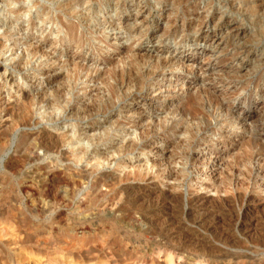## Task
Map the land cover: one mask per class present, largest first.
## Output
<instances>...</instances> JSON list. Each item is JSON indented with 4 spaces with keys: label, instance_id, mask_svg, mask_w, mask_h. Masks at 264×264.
<instances>
[{
    "label": "rangeland",
    "instance_id": "rangeland-1",
    "mask_svg": "<svg viewBox=\"0 0 264 264\" xmlns=\"http://www.w3.org/2000/svg\"><path fill=\"white\" fill-rule=\"evenodd\" d=\"M260 4L257 10L263 25L257 37L253 13L245 7H222L217 0H192L183 5L177 0H123L121 12L101 6L95 19L103 40L87 41L91 47H101L98 52L86 41L78 48L66 37L59 39L54 24L30 28L25 25L27 16L14 20L0 3V264H255L245 255L262 259L260 264H264V250L254 254L244 251L246 245H253L252 236L257 231L264 233V176L260 174L264 154L247 162L246 176L228 168L243 150L242 142H250L249 148L257 149L255 132L264 133V0ZM34 11L32 6L28 14ZM76 16L68 19L75 21ZM221 19L239 24L244 33L229 36L222 29L219 35L214 25ZM201 21L208 22L207 26H199ZM173 28L176 31L168 35ZM227 42L236 44L228 46ZM243 45L247 54L241 56ZM29 47L35 50L34 55L15 65ZM133 59L143 66H153L162 59L171 61L163 72L145 75L138 92L129 87L127 91H134L136 103L125 104V99L118 100L110 91V85L113 74ZM75 64L79 65L77 79L71 74ZM47 70L56 73L54 78ZM26 90L29 98L23 100ZM54 91L59 99L49 108L46 100L53 98ZM196 93L206 98L211 116L209 129L197 132L187 159L182 156L185 135L179 131L169 135L160 125L170 117L178 118L176 109L187 95ZM99 97L111 99L106 110L83 119L70 118L68 100L81 106ZM32 99L36 106L30 104ZM134 107L138 112H126ZM141 112L146 113L145 120L135 128L118 125V116L138 121ZM225 118L230 119L229 125L223 122ZM182 119L193 128L203 125L187 114ZM105 122L111 129L102 138L104 127L90 130L96 123ZM80 127L89 128L88 136L82 135ZM147 130L156 133L148 136L154 139L143 147L140 144L145 138L139 139ZM35 131L42 133V141ZM71 136L80 138L79 144L68 140ZM56 137L62 142L58 141L59 151L47 150ZM134 142L140 146L118 153ZM81 148L85 155L76 162L72 151ZM239 169L244 171L245 167ZM74 170L87 174L80 176ZM225 177L231 178L226 186ZM133 182L142 183L147 190L142 203L133 200V190L126 188ZM163 191L172 196L164 199ZM247 191L258 198L257 202L242 196L249 194ZM195 195L204 197V205L203 201L198 205L188 202ZM226 195L232 197L227 203L221 202L220 197ZM247 208L251 218L242 216ZM157 209L167 213L157 219L158 223L172 218V225L177 224L170 241L159 236L155 227L159 224L151 225L144 219L149 216L146 212ZM204 214L206 225L196 219ZM238 216L236 229L230 224ZM215 223L218 230L210 226ZM241 223L253 228L248 235L251 238L239 234ZM219 230L235 236L223 243L226 236L219 238ZM219 251H227L234 258L227 262L228 258L217 256Z\"/></svg>",
    "mask_w": 264,
    "mask_h": 264
},
{
    "label": "bare ground",
    "instance_id": "bare-ground-1",
    "mask_svg": "<svg viewBox=\"0 0 264 264\" xmlns=\"http://www.w3.org/2000/svg\"><path fill=\"white\" fill-rule=\"evenodd\" d=\"M162 1V0H160ZM175 1V0H174ZM192 0H177V2L180 4V5H183V4H186L188 2H190ZM197 1V0H195ZM218 4L221 5L222 7H225V8H243L245 7V10L249 13H253V15L255 16L254 18V23L256 24V32L254 34V37H257V36H260V34L262 33V28L261 26L263 25V19H262V16L258 13V10L257 8L260 7V0H257V1H250V0H217ZM0 3H1V7L6 10V13L8 14V17L14 19V20H17V19H21V17L23 16H27V20L25 21V25L26 26H29L30 28H36L38 26V24H41V23H49V24H54L55 25V30L58 34V38L59 39H62L63 37H66L68 38V42L69 43H72V44H75L78 48H81L84 46V44H86L87 41H90V39H95L97 41H100L102 42V38H103V35L99 34L100 32V23L98 20L95 19V16H96V13H98L97 10H99L101 8V6H104L106 10L108 11H113V10H118L119 12L123 11V0H0ZM253 3V5H252ZM35 7V11L34 13L30 16L28 13H29V9L30 7ZM97 8V9H96ZM140 10V9H139ZM216 10H214L212 12V15L214 14ZM77 12H80V16H76ZM95 14V15H94ZM91 15V16H90ZM73 16H76V20L75 21H70L68 18L69 17H73ZM165 18V17H164ZM37 19L38 22L36 23L34 20ZM107 19V18H106ZM109 19V18H108ZM74 20V19H73ZM219 20V19H218ZM126 21V20H125ZM230 20H226V19H221V21H218L214 26H216L217 29H219V32L218 34L220 33V30L224 29L226 31V33L229 35V36H239L241 34L244 33V29H242L240 26L238 25H234V24H229ZM187 23V22H186ZM207 23H203L202 24V21L199 23V26L200 24H202L203 26H207ZM9 24H11V21H9ZM16 28V27H14ZM174 29V28H173ZM201 29V28H200ZM261 29V30H260ZM131 27L129 28V31H131ZM137 30V29H136ZM176 30L174 29L171 33L169 32L168 35H171L175 32ZM197 31V30H196ZM195 31V32H196ZM200 31V30H199ZM104 32V31H103ZM203 31H201L202 33ZM200 33V34H201ZM131 34V33H130ZM218 34H216L218 36ZM220 35V34H219ZM215 36V35H214ZM220 39V38H219ZM86 41V42H85ZM226 42V40H224ZM252 41V40H251ZM248 43V42H246ZM228 46H232L234 44H236L235 42H227ZM29 44H27L28 46ZM103 45V44H102ZM87 46H89L91 49L93 50H96L98 52L101 51V47H91L88 42H87ZM33 47V46H32ZM31 48V47H29ZM28 48V49H29ZM36 48V47H35ZM26 50V54H22L23 57L21 59H19L17 61L16 64H19L20 62L23 64L22 60L25 59V56H29L30 55H34L35 53V50L34 49H30L28 51ZM247 52L246 50V47L243 45V47H241V50L239 51V54L242 56L244 55L245 53ZM247 54V53H246ZM138 55V54H137ZM239 55V56H240ZM133 57V55H132ZM136 57V56H135ZM48 58V57H47ZM29 59V58H28ZM16 60V59H15ZM145 61V60H144ZM171 60H166V59H162L160 62H156L153 66H149V64L143 66V63L139 62V60H136V59H133L131 60L129 63H127L125 66H122L121 68L118 69V71H116L115 74H113V81L110 85L111 87V92L114 91V94H115V97L120 100V99H125V104H135L136 102L134 101L135 99V93L133 91L130 92V91H127L129 87L131 88H134L135 91L138 92V90L140 89V86H141V81L142 79L145 77V75H148V74H155L157 75L158 73H161L163 72V70L166 69L167 65L170 63ZM149 63V62H148ZM154 63V62H153ZM59 64V63H58ZM18 66V65H17ZM52 68V67H51ZM153 68V69H152ZM50 69V68H49ZM44 71V70H43ZM45 72H48L49 75L53 76L52 78H54V75H56V73L54 71H52L51 73V70H47ZM72 76L73 78H76L79 74V65L78 64H75L74 66V70H72ZM71 74H68L66 75L69 79L71 78ZM107 74V73H106ZM59 75V74H58ZM103 75V74H102ZM233 78V77H232ZM63 79V78H62ZM77 79V78H76ZM53 80V79H52ZM64 80V79H63ZM65 81V80H64ZM48 83H50L48 81ZM90 85V84H89ZM65 86V85H64ZM72 86V83L71 85ZM63 87V86H62ZM75 87V82H74V85L73 87L70 88V91L72 92V89ZM65 88V87H64ZM22 89V88H21ZM55 90V89H54ZM60 89H56V91H58ZM62 88H61V92H62ZM109 91V90H108ZM142 91V90H141ZM146 91V90H145ZM55 92V91H54ZM68 93V92H67ZM23 100H27L29 98V92L26 90V92H24L23 94ZM109 96V95H108ZM91 97V96H90ZM22 98V97H21ZM81 98V96L79 97V99ZM59 99V95L54 94L53 98H49L46 100V104L49 108H51V105H54ZM94 99V98H93ZM104 99V98H103ZM206 98L203 97L201 94H198L196 93L195 95H187L186 97V100L184 102L181 103V105L179 106V108L176 109V116L178 115V118H176L175 116L174 117H170L169 121H167L166 123L160 125L161 126V129L166 131L167 133L170 134H176L178 131L181 132L182 135H185V141H186V145H185V148H184V151L182 152V156H185L187 159L188 157L192 154L191 153V148L192 146L195 144V138H196V135H197V132L199 131H203L205 132L206 130L209 129V117L211 116L209 111L206 109V101L205 100ZM72 100V99H71ZM81 100H79L80 102ZM69 100L67 101V106H68V113L70 115V118L71 116L73 117V119H83V118H87L89 116H91L92 114H95V113H100L104 110L107 109L108 107V104L111 102V99H106V100H101V98L99 97L98 100H95V101H87L85 103H83L81 106H79L77 103H72V104H69ZM123 102V101H122ZM54 103V104H53ZM163 104H167L166 102H162ZM210 103V102H209ZM19 104V103H18ZM30 104L36 106L37 105V102H34V99L31 100ZM41 104V103H40ZM124 104V105H125ZM31 105V106H32ZM122 105V106H124ZM9 106V105H8ZM22 106V105H19V107ZM30 106V107H31ZM165 106V105H164ZM16 107V106H15ZM115 107V106H114ZM24 108V107H23ZM33 108V107H32ZM124 108V107H123ZM21 109V107L19 108ZM133 109V110H132ZM134 109H136L135 107L134 108H131V109H128L126 110V112H131V111H134ZM138 109V108H137ZM136 109V110H137ZM32 110V109H31ZM66 110V109H65ZM111 110V109H110ZM10 111V110H9ZM27 111V110H26ZM25 111V112H26ZM24 112V111H23ZM28 112V111H27ZM125 112V113H126ZM138 112V110H137ZM144 112V111H143ZM66 114V112H65ZM135 114V113H134ZM184 114H187L190 118L194 119V120H197V121H200L203 125L201 126V128H193V127H190L188 125H186V120H183L182 119V115ZM28 115V114H27ZM67 115V116H69ZM125 115V114H124ZM128 115V114H127ZM138 121L136 119H134L133 117L130 118V117H126V116H123V117H119L117 118V121L119 122L118 125L122 126V125H129L130 128H133L136 124L138 125L140 121H143L145 120V117H146V113H138ZM96 116V115H95ZM116 117V116H115ZM150 117V116H149ZM29 118V117H28ZM32 118V117H31ZM93 118V117H92ZM26 119V118H25ZM85 120V119H84ZM115 120V119H114ZM37 121V120H36ZM109 121V120H108ZM80 122V121H79ZM223 122L225 123V125H229L231 122H230V119L229 118H225L223 119ZM29 123V122H28ZM111 124V123H109ZM28 125V124H27ZM34 125V124H33ZM106 122L105 123H96L94 126H91V125H88V126H91L92 128L90 130H99L100 128H103V134L101 135V138L103 137V135H107L110 131L111 128H107L106 127ZM136 125V126H137ZM159 126V127H160ZM259 127V126H258ZM129 128V129H130ZM135 128V127H134ZM87 129L89 128H86V127H83L79 130H81L82 132V135L86 134L87 133ZM259 129V128H258ZM36 132V131H35ZM162 132V131H161ZM37 133V132H36ZM155 134L156 132L155 131H150V130H147L145 131L144 135L141 136V139L139 140H142L145 138V141L143 143H141L140 145L145 147L147 144H149V142H151L154 138L153 137H149L148 136L150 134ZM158 133V132H157ZM42 134V133H41ZM40 134V132L37 133L38 135V138L37 136L35 138L39 139V141H42V139H44V136H42ZM79 134V133H78ZM100 134V133H99ZM33 135V134H31ZM50 135V134H49ZM255 135H256V138L255 141H258L259 144H258V148L257 149H250L249 148V145H250V142H242L240 147L242 146V151L241 153L235 158V161L228 167L229 169H231V171L233 172H238L239 174H242L243 176H246V173L249 172V169L246 167V164L249 160H251L252 157H256L260 154H264V145L261 144V139L264 138V133H260L259 131L255 132ZM52 136V135H51ZM56 136V135H55ZM59 136V135H58ZM87 136H88V133H87ZM109 136V135H108ZM138 136V135H137ZM31 137V136H30ZM47 137V136H46ZM53 137V136H52ZM79 137V135L77 136ZM55 138V137H54ZM59 138L60 137H56V139L52 142L51 146L47 148V150L49 151H59L58 147L61 145H59V142L62 143L61 141H59ZM139 138V137H138ZM67 139V138H66ZM74 139V136H71L68 138V140L72 141ZM51 140V139H50ZM67 140V141H68ZM77 144H79V140L80 138H75L74 139ZM243 140V139H242ZM59 141V142H58ZM101 141V140H100ZM102 142V141H101ZM104 142V141H103ZM139 142V141H138ZM142 142V141H141ZM75 143V144H76ZM42 144V143H41ZM126 144V143H125ZM82 145V144H80ZM139 145V146H140ZM238 145V144H237ZM46 146V145H44ZM137 143H130L127 145V147L125 148H120L118 149V153L122 152V151H125L127 148H135V147H139ZM47 147V146H46ZM124 147V146H122ZM60 148V147H59ZM82 151V153H80ZM85 152H83L82 148L81 149H76L74 151H72V158H74V161L78 162L80 161L83 157H84V154ZM126 154V153H125ZM65 155V154H64ZM103 155V154H102ZM120 155V154H119ZM121 156V155H120ZM125 156V155H124ZM66 158V157H65ZM120 158V157H119ZM67 159V158H66ZM69 159V158H68ZM116 159V158H115ZM123 160V159H122ZM189 161V160H188ZM240 166H243L245 167V170H240L239 167ZM236 167H238V169H236ZM234 168V169H233ZM70 170V169H69ZM75 171V170H74ZM73 171V172H74ZM81 171V170H80ZM72 172V173H73ZM76 172V171H75ZM88 172V170H87ZM92 172V171H91ZM133 172V171H132ZM227 172V171H225ZM77 173V172H76ZM81 175L80 176H84L86 173V171H83V172H79ZM77 173V174H79ZM89 174H91L89 172ZM102 174V173H101ZM260 174L262 176H264V168L261 170ZM106 175V174H105ZM103 176H104V173H103ZM112 176V175H111ZM170 176H173V173H170ZM78 177V176H77ZM99 177V176H98ZM109 177V176H108ZM113 177V176H112ZM116 177V176H115ZM100 178V177H99ZM119 178V177H118ZM131 178V177H129ZM133 178V177H132ZM138 178V176H137ZM151 178V177H150ZM97 179V178H96ZM114 179V178H113ZM149 179V178H147ZM146 179V180H147ZM225 179L227 181H224V186H226L227 184H229V180L231 178L229 177H225ZM101 180V178L99 179V181ZM103 180V179H102ZM110 179H108L109 181ZM136 180V179H135ZM142 180V179H140ZM104 181V180H103ZM235 181V179H234ZM115 182V181H114ZM124 182V181H123ZM132 182V181H131ZM154 182V181H153ZM97 184V182H95ZM112 183V182H111ZM129 183V182H128ZM145 183V182H144ZM148 183V182H147ZM218 183V182H217ZM113 184V183H112ZM116 184V183H115ZM123 184V183H122ZM132 184V183H131ZM134 184V182H133ZM142 184V183H141ZM139 183H135L134 185H128L126 186V188L128 190H133L132 192L133 193H130L132 194V199L133 200H141V203H142V200L148 196L146 195L147 193V190L144 189V185H141ZM149 184V183H148ZM155 184V183H154ZM100 185V184H98ZM97 185V186H98ZM153 185V184H152ZM244 185V184H242ZM106 186H107V183H106ZM108 186H111L110 184ZM119 186V185H118ZM230 186V185H229ZM121 187V186H120ZM124 188V186H122ZM118 188V187H117ZM124 188V189H126ZM142 190L144 189L145 191H143L142 193L139 192V194H137V192H135V190ZM120 191V190H118ZM127 191V190H126ZM161 191V190H160ZM94 192V189L93 191ZM91 192V194H93ZM131 192V191H130ZM135 192V193H134ZM165 192V191H163ZM248 192V191H247ZM120 193V192H119ZM124 193V192H123ZM126 194L128 192H125ZM153 193L150 192L149 194L151 195ZM230 193V192H229ZM240 193V192H239ZM249 193V192H248ZM122 194V193H121ZM130 194H127L129 195L130 197ZM159 194V193H158ZM96 195H100L99 193H96ZM111 195V194H110ZM115 195V193H114ZM118 195V194H116ZM92 196V195H91ZM164 199L168 196H172V194L168 193V192H165L163 195H161ZM236 197H240L241 194H236L235 195ZM242 196L244 197H247V198H250V199H255V202H257L256 200L258 198H256L255 195H252V194H242ZM232 196L230 195H226L225 197H220L221 199V202H224L228 199H230ZM131 198V197H130ZM157 198V196H156ZM169 198V197H168ZM167 198V199H168ZM171 198V197H170ZM174 198V197H173ZM178 198V197H177ZM206 198V197H205ZM115 199V198H114ZM158 199H159V196H158ZM156 199V200H158ZM163 199V201H164ZM204 197L203 196H200V195H195V196H192L191 198L188 199V202L192 203V204H195L197 203H201L203 201ZM236 199V198H235ZM249 199V200H250ZM162 200V199H161ZM169 200V199H168ZM251 200V201H252ZM137 201V202H139ZM214 201V200H212ZM229 201V200H228ZM233 201V200H232ZM236 201V200H235ZM248 201V200H247ZM259 201V200H258ZM135 202V201H134ZM162 202V201H160ZM165 202V201H164ZM207 202V201H206ZM231 202V201H230ZM229 202V203H230ZM239 202V201H238ZM215 203V202H214ZM227 203V201H226ZM136 204V202H135ZM159 203H156V205H158ZM139 205V203H138ZM154 205V206H156ZM203 205H204V201H203ZM219 205V203H218ZM232 205V203H231ZM152 206V205H151ZM160 206V205H159ZM190 206V205H189ZM201 206V205H200ZM199 206V207H200ZM226 206V205H224ZM233 206V205H232ZM153 207V206H152ZM188 207V206H187ZM192 207V205H191ZM190 207V208H191ZM196 207V206H195ZM231 207V206H230ZM251 207V206H250ZM158 208V207H157ZM189 208V207H188ZM198 208V206H197ZM202 208V207H201ZM212 208V207H211ZM215 208V207H214ZM219 208V206L217 207ZM233 207H231V209H233ZM243 208V207H242ZM139 209V208H138ZM221 209V208H220ZM148 210V208H147ZM190 210V209H189ZM192 210V209H191ZM199 210V209H198ZM236 210V209H234ZM210 211V210H208ZM207 211V212H208ZM212 211V210H211ZM139 212V211H138ZM145 212V211H144ZM195 212V211H194ZM205 212V211H204ZM206 212V213H207ZM233 212V211H232ZM142 213V212H141ZM199 213V212H198ZM210 213V212H209ZM218 213V212H217ZM242 213V212H241ZM146 214L149 216L146 217L144 219H146L149 224H154V225H158L159 226H155V227H158V232L160 233L159 236L162 237V239L164 240H167V241H170L171 239V235L173 236V233L175 230H178L176 229V225L175 227L172 225V221L171 219L172 218H169L170 220H167L166 219H162V221L164 220L163 223H161V216L163 215H166L167 213L165 211H162L160 209H157V210H154V213L152 212H146ZM174 214V213H173ZM192 214V212H191ZM197 214V213H196ZM201 213H199L198 215H200ZM208 214V213H207ZM210 215V214H209ZM208 215V216H209ZM224 215V214H223ZM143 216V215H142ZM195 216L194 214L192 215V217ZM205 216V217H204ZM204 216H200L197 219V222L199 223H203L205 222L206 220V216L204 214ZM214 216V215H213ZM218 216V214H217ZM216 216V217H217ZM242 216L245 217V218H249L251 215V209L250 208H247L243 213H242ZM187 217V216H186ZM191 217V216H190ZM159 222L158 223V220L159 219ZM167 218V216L165 217ZM188 218V217H187ZM228 218H230L228 216ZM251 218V217H250ZM194 219V217H193ZM212 219V218H211ZM217 220V219H216ZM225 220V219H224ZM231 220V219H230ZM236 220V221H235ZM252 220V219H251ZM210 221V220H209ZM214 221V220H213ZM213 221H211L213 223ZM239 221V216L237 217V219H234V222L231 223L230 225H232L233 228H236V222ZM174 222V221H173ZM193 222V221H192ZM210 222V223H211ZM225 222V221H224ZM227 222V220H226ZM177 223V222H176ZM209 223V224H210ZM217 223V222H216ZM211 224L210 226H213L212 229L214 230H218L220 227L217 225V224ZM219 223V222H218ZM230 223V222H229ZM151 224V225H152ZM208 224V223H207ZM228 224V223H227ZM173 227H172V226ZM197 225V224H196ZM203 225H206V223ZM239 225V224H238ZM209 226V225H208ZM263 226V225H262ZM154 227V228H155ZM205 227V226H204ZM256 227V226H255ZM252 227H247V226H244L242 223L240 225V227L238 228V232H240L239 234L241 235H247L245 237H249L250 235V232L252 231ZM261 229V228H260ZM259 229V230H260ZM208 230V227L207 229ZM224 230V229H223ZM227 230V229H226ZM230 230H231V226H230ZM233 230V229H232ZM228 231H229V228H228ZM236 231V230H235ZM234 231V233H235ZM221 230H219L218 235H215V236H218L220 238V236H226L225 238H223L224 241H222L223 243H226L228 241H231L232 238H234L235 235L232 236V234H228L227 231L225 232H222ZM259 231H257V234L254 236H252L254 239H252L251 241V244H253L252 246H248L247 245L245 246L244 248V251L245 252H249L250 254L251 253H257V252H260L261 250H264V233H258ZM195 233V232H194ZM233 233V232H232ZM254 233L255 230H254ZM216 234V232H215ZM228 234V235H227ZM238 234V233H237ZM252 234V232H251ZM214 235V234H213ZM249 235V236H248ZM186 237V236H185ZM189 238V237H188ZM192 238V237H191ZM244 238V237H243ZM251 238V237H249ZM184 240L186 238H183ZM195 239V238H194ZM227 239H230V240H227ZM197 240V239H196ZM221 240V239H220ZM194 241V240H192ZM235 241V240H234ZM233 241V242H234ZM178 242V241H177ZM195 242V241H194ZM192 242V243H194ZM220 242V243H222ZM175 243V242H174ZM200 243V242H199ZM232 243V242H231ZM178 244V243H176ZM181 245V243H179ZM184 244V243H183ZM247 244V243H246ZM185 245V244H184ZM178 246V245H177ZM186 246V245H185ZM212 246V245H210ZM243 246V247H244ZM184 247V246H183ZM193 247H196L195 245ZM214 247V245H213ZM178 248V247H176ZM202 248V247H201ZM216 248V247H214ZM179 251L181 249V246L180 248H178ZM198 249V248H196ZM210 249V248H208ZM212 249V248H211ZM218 249V248H217ZM207 250V249H206ZM213 250V249H212ZM185 251V250H184ZM193 251V250H192ZM203 251V249L201 250ZM210 251V250H208ZM207 251V252H208ZM196 252V251H195ZM199 252V251H198ZM206 252V253H207ZM221 253H218L217 256H219L220 258H222L223 260H227V262H229L230 259L234 258L233 255H230L227 251H219ZM216 253V252H215ZM214 253V255L216 256V254ZM262 253V252H261ZM209 254V253H208ZM211 254V253H210ZM192 255V254H191ZM200 255V254H199ZM205 255V253H204ZM258 255V254H257ZM217 256L215 258H217ZM248 262L249 263H255V264H260L262 262V259H259V260H256L254 259L252 256H249V255H245ZM205 257V256H204ZM209 257V256H208ZM218 257V258H219ZM241 257V256H240ZM219 258V259H220ZM236 260V259H235ZM208 261V260H207Z\"/></svg>",
    "mask_w": 264,
    "mask_h": 264
}]
</instances>
